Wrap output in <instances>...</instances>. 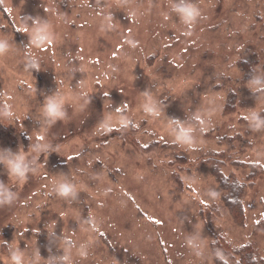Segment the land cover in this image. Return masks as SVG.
I'll return each instance as SVG.
<instances>
[{"label": "rangeland", "instance_id": "rangeland-1", "mask_svg": "<svg viewBox=\"0 0 264 264\" xmlns=\"http://www.w3.org/2000/svg\"><path fill=\"white\" fill-rule=\"evenodd\" d=\"M190 2L0 0V264H264V0Z\"/></svg>", "mask_w": 264, "mask_h": 264}, {"label": "trees", "instance_id": "trees-1", "mask_svg": "<svg viewBox=\"0 0 264 264\" xmlns=\"http://www.w3.org/2000/svg\"><path fill=\"white\" fill-rule=\"evenodd\" d=\"M2 9L5 10L4 7ZM5 14L6 16H8L7 12H5ZM3 116H4V112H0V119ZM2 130H3V126H2V122L0 121V141L7 133V131H2ZM214 161H212L213 165H214ZM222 166H224L223 163L216 161L215 166L213 168L214 174L216 175L222 188L226 191L223 198L226 204L228 205V207L230 208L232 214L234 215L235 220L238 223H242V218L244 213L242 195L244 192L245 185L237 179H233L230 178V176H226L224 174ZM221 248L224 249L223 243L221 241L217 240L216 242H214V253L216 257V262L218 264H229V262L224 260L222 256L219 254V250ZM233 251L234 254H237L239 256V259L236 260L235 264H259L258 260L260 259L257 257L255 251H253L252 248L249 247L248 245H245L244 247L234 248Z\"/></svg>", "mask_w": 264, "mask_h": 264}, {"label": "clouds", "instance_id": "clouds-1", "mask_svg": "<svg viewBox=\"0 0 264 264\" xmlns=\"http://www.w3.org/2000/svg\"><path fill=\"white\" fill-rule=\"evenodd\" d=\"M172 10L180 15V18L183 22L192 26L193 22L197 17L201 16V11L199 7L190 2H185V0H181L179 4H173ZM165 18H168L167 16ZM259 83V81H257ZM44 114L52 120H55L61 117L63 114L60 111L59 102L55 99H48L44 106ZM38 139H42V137H38ZM9 168L10 174L13 177H19L21 180L25 179L26 168L23 166V157L17 156L13 160H5L3 161ZM72 191V187L70 185H62L59 188V192L61 195H67ZM8 193L6 191L0 192V196H7ZM14 264H22L21 257L16 256L13 258Z\"/></svg>", "mask_w": 264, "mask_h": 264}]
</instances>
